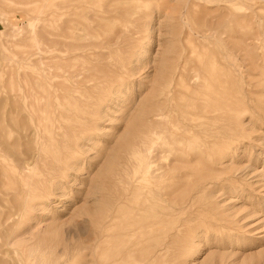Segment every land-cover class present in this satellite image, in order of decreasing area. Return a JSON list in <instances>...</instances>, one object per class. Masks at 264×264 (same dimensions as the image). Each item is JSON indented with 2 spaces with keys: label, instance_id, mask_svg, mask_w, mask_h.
Instances as JSON below:
<instances>
[{
  "label": "rangeland",
  "instance_id": "1",
  "mask_svg": "<svg viewBox=\"0 0 264 264\" xmlns=\"http://www.w3.org/2000/svg\"><path fill=\"white\" fill-rule=\"evenodd\" d=\"M0 264H264V0H0Z\"/></svg>",
  "mask_w": 264,
  "mask_h": 264
},
{
  "label": "bare ground",
  "instance_id": "2",
  "mask_svg": "<svg viewBox=\"0 0 264 264\" xmlns=\"http://www.w3.org/2000/svg\"><path fill=\"white\" fill-rule=\"evenodd\" d=\"M219 98V97H218ZM229 101V100H228ZM217 104L218 103H220V100L218 99L217 101ZM222 103V102H221ZM224 103V102H223ZM223 105V104H222ZM223 106H225V105H223ZM228 108V107H227ZM223 110V109H222ZM232 110V109H231ZM245 110H246V108H245ZM213 113H215V112H213ZM239 113V112H238ZM208 114V113H207ZM226 114V113H225ZM196 116V115H195ZM197 117V116H196ZM205 118V117H204ZM224 119V118H223ZM219 122H220V120H219ZM212 123V122H211ZM224 124V123H223ZM218 126V125H217ZM187 127V126H186ZM198 128V127H197ZM208 128V127H207ZM186 129V128H185ZM195 129V128H194ZM210 129V128H209ZM218 129V128H217ZM220 129V128H219ZM167 130H169V129H167ZM177 131V130H176ZM178 132V131H177ZM218 132V131H217ZM161 133V132H160ZM179 135H180V133H179ZM185 137V136H184ZM181 138V137H180ZM190 138V137H189ZM192 138V137H191ZM212 144V143H211ZM146 147V146H145ZM143 149V148H142ZM150 149H153L152 147H150V146H147L146 147V149L144 150L146 153L147 152H149L150 151ZM152 151V150H151ZM146 158V157H145ZM144 158V159H145ZM223 158V157H222ZM27 164H29L28 162H27ZM163 165V164H162ZM28 165H26V167H27ZM146 166V165H145ZM165 166V165H164ZM142 167V166H141ZM149 166H147V169H146V171H148L149 170V168H148ZM143 169V168H142ZM178 173V172H177ZM166 174V173H165ZM164 175V174H163ZM164 177V176H163ZM209 177H210V175H209ZM207 184V183H206ZM197 193V192H196ZM168 198V197H167Z\"/></svg>",
  "mask_w": 264,
  "mask_h": 264
}]
</instances>
